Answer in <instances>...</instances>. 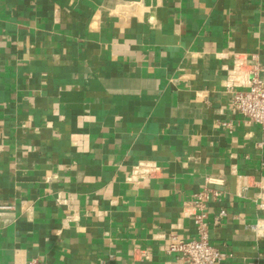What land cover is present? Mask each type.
I'll use <instances>...</instances> for the list:
<instances>
[{
	"label": "crops",
	"instance_id": "obj_1",
	"mask_svg": "<svg viewBox=\"0 0 264 264\" xmlns=\"http://www.w3.org/2000/svg\"><path fill=\"white\" fill-rule=\"evenodd\" d=\"M233 70L264 78V0H0V264L174 262L204 188L217 264H264Z\"/></svg>",
	"mask_w": 264,
	"mask_h": 264
},
{
	"label": "built area",
	"instance_id": "obj_2",
	"mask_svg": "<svg viewBox=\"0 0 264 264\" xmlns=\"http://www.w3.org/2000/svg\"><path fill=\"white\" fill-rule=\"evenodd\" d=\"M258 72H250V77L246 76L240 82L234 81L235 70L228 73L227 90L230 93V104L232 111L248 123H253L264 130V78ZM223 125L229 126L225 122ZM192 212V222L196 229V235L192 238H178L169 236L165 253L174 256V262L166 261L164 264H217L224 259L225 254L212 245L209 241V226L206 221L207 206L210 202L220 200L221 192L204 188L194 194ZM262 212L261 216L250 230L257 237L264 238V200L259 204ZM226 215L224 209H220L218 217ZM19 264H44L36 259L26 260Z\"/></svg>",
	"mask_w": 264,
	"mask_h": 264
}]
</instances>
